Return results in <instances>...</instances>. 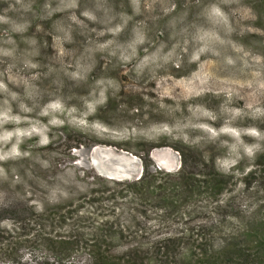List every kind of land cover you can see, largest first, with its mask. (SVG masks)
Listing matches in <instances>:
<instances>
[{"label":"rangeland","instance_id":"374dc122","mask_svg":"<svg viewBox=\"0 0 264 264\" xmlns=\"http://www.w3.org/2000/svg\"><path fill=\"white\" fill-rule=\"evenodd\" d=\"M211 158L232 178L220 191ZM260 163L264 0H0V229L25 235L23 261L56 259L39 233L73 238L81 264L101 237L115 260L170 238L159 264L191 246L194 264L205 248L264 264ZM147 170L189 182L183 200L132 188Z\"/></svg>","mask_w":264,"mask_h":264},{"label":"trees","instance_id":"16d2710c","mask_svg":"<svg viewBox=\"0 0 264 264\" xmlns=\"http://www.w3.org/2000/svg\"><path fill=\"white\" fill-rule=\"evenodd\" d=\"M184 163H186L185 159H184ZM202 167H203V170L201 171H203L202 172L203 177L206 182L205 187L207 188L220 191L224 189V185L226 184V182L232 179L231 176L227 174V172L222 171L216 166L215 160L213 158L207 159L206 161H204ZM258 167L260 168L259 170H257L258 169L257 167L254 168V170L248 173V176H254L257 173L256 171H258L260 172V175L264 177V163L258 164ZM146 168L147 169L149 168L148 165H146ZM206 170L209 172L207 176L204 174ZM155 173L151 175V173H149L147 170V172L140 179L130 183V185L132 188L142 191L143 187L145 186H148V189L151 187L150 186L151 182L149 181V177L151 179H156L155 185L157 189L152 188V190H149L150 197L151 196H154V198L156 197L155 199H159L158 201H163L165 204H167L166 208L172 209L174 205L181 202L183 198L185 197V193L187 191L185 188H187V185H189V182L182 180L176 183L175 186L173 185L171 188H169L167 184H164V182L161 181V178H158V177L156 178L155 176H159L162 174L164 175H171V174L165 173L163 170H156ZM185 173H186V168L184 166L178 173H176V176L185 177L186 175ZM24 236L25 235H22L17 232H9V231L0 229V240H4L7 242V247H3L0 249V258L9 259L11 261V264H34L30 261H25V260L23 261L18 254V252L20 251V248L22 247L21 244H22V241H24L23 240V238H25ZM32 236L34 240H37V241L42 240V241L49 242L50 245H48V248L56 251V259L52 261L45 260L38 264H81L78 261L71 260L69 256H65L63 254V252L70 247L69 245L74 242L73 238H70V237L63 238L62 237V238L54 239L49 236H43L42 234H39V233H35ZM101 240H104V238L101 237L100 241H98L96 238L95 243L97 244L99 243V245L94 244L93 246L94 250L90 252L91 253L90 254V258H91L90 264H157V263L159 264L160 260L156 258L158 254L164 253L165 254L164 258H167L170 252L173 251V247L175 246V241L169 238L165 240L162 244L161 243L156 244L152 248H148L149 249L148 251H151V254H152L151 256H153V258L152 259L150 258L146 263L144 259H140L141 257L140 255L141 253H139L141 251L139 250L140 248H136L134 250L135 253H137L136 254L137 256L140 255L139 258L133 256L134 260L130 258L128 254L126 255V257L130 258V260H125V258L117 259V260L109 258V256H106V253L102 252L104 250L103 249L104 243L101 242ZM193 252H194V247L192 246L189 247L187 250V254L183 258L176 259L175 264H194L195 260L193 258ZM205 253L206 255L202 258V261L205 263L209 262L211 264H242L241 259H236L234 262L232 261L231 263L229 262L227 263L225 256L224 257L218 256V257H222L221 259L222 263H218L216 260L218 257H214V255L212 257L209 256L207 248H205ZM131 261H133V263Z\"/></svg>","mask_w":264,"mask_h":264},{"label":"clouds","instance_id":"9594fccd","mask_svg":"<svg viewBox=\"0 0 264 264\" xmlns=\"http://www.w3.org/2000/svg\"><path fill=\"white\" fill-rule=\"evenodd\" d=\"M215 11H216L217 15L223 16V14L219 11L218 8L215 9ZM118 30H119V28L112 29L113 32L118 31ZM198 51H203V48H201V49L198 50ZM161 130H163V129H161ZM241 143H242V141H241ZM244 150H245L246 152H247V151H250L249 147H244ZM16 154L19 155V153H16ZM238 158H239V156H237L236 159L231 160L230 163L235 164V163L237 162V159H238ZM55 191H56V189H53V190H52L53 193H54Z\"/></svg>","mask_w":264,"mask_h":264}]
</instances>
